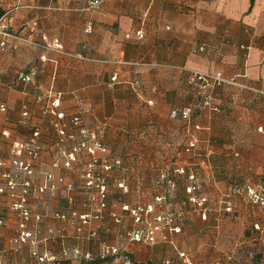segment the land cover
Returning <instances> with one entry per match:
<instances>
[{
	"label": "crops",
	"instance_id": "obj_1",
	"mask_svg": "<svg viewBox=\"0 0 264 264\" xmlns=\"http://www.w3.org/2000/svg\"><path fill=\"white\" fill-rule=\"evenodd\" d=\"M89 1L0 0V28L3 24L36 43L57 41L70 55L17 42H10L15 49L0 50V104L6 107V113L0 114V131L7 130L11 140L26 141L37 127L43 146L38 169L51 171L60 149L53 124L61 121L55 114L68 116L83 110L80 128L97 134L110 156L121 161L107 180V208L96 231L99 245L124 243V231L113 224L111 213L122 215L128 228H140L121 213L120 206L148 204L161 197L165 188L157 187L156 181L171 163L198 169L201 192L215 208L219 194L231 183L264 186V133L257 131L264 128V0H102L98 9L87 11ZM87 23L92 26L90 34L85 33ZM198 46L205 52L195 53ZM216 70L258 93L236 87L216 89L214 103L222 112L204 111L198 122L206 131L193 132L170 114L198 105L189 84L190 71ZM21 75H29L30 81L21 82ZM113 75L115 82H111ZM135 80L138 86H133ZM56 100L60 105L52 108ZM24 110L31 118L26 125L19 123ZM151 121L161 134L149 132L138 141L137 133ZM63 122L66 133L78 137L68 118ZM168 137L176 138L173 149ZM191 137L198 140L195 155L183 152ZM71 146L66 141L61 148ZM207 150L210 158L204 159ZM81 161L86 163L88 156L82 154ZM81 165L54 172L65 174L75 185L72 195L81 212L94 211L96 203L82 206L87 201L78 173ZM118 183L128 191L117 188ZM184 186L177 178L169 198L182 231L173 237L178 251L190 253L193 264H215L219 260L213 248L216 243L223 251L234 249V264H264L263 207L236 198L232 214H212L203 223L183 204ZM58 196L38 197L33 206L41 211L39 200L49 197L45 202L56 211L60 202L64 204ZM13 223L9 217L0 248L13 235ZM57 226L47 221L44 228ZM67 234V246L79 245L72 229ZM99 245L92 242L84 247L95 252ZM126 247L133 263L178 262L170 246L129 242ZM57 250L54 245L53 251Z\"/></svg>",
	"mask_w": 264,
	"mask_h": 264
},
{
	"label": "built area",
	"instance_id": "obj_2",
	"mask_svg": "<svg viewBox=\"0 0 264 264\" xmlns=\"http://www.w3.org/2000/svg\"><path fill=\"white\" fill-rule=\"evenodd\" d=\"M102 0L89 1L87 11L98 9ZM2 20H0L1 22ZM1 24V23H0ZM0 50L17 46H11L10 42L27 44L44 51H53L60 55L70 56L62 50V46L57 41L50 45L36 43L18 34L7 30L5 25H1ZM85 33H92V26L87 23ZM138 39L142 38L141 33H137ZM195 53L205 52L203 46L194 49ZM84 61L107 63L104 60L81 58ZM19 80L23 83L30 81L29 75H21ZM189 83L195 87L196 96L199 98L198 105L194 110L185 109L182 111H172L171 118L179 117L186 128L193 132L206 131L198 122L204 111L218 114L221 107L214 103V91L223 87H236L240 90L257 92L253 88L227 79L221 71L211 73L190 71ZM116 81V75L111 77V82ZM135 80L133 86H138ZM59 100L54 101L51 106L57 108ZM6 113L4 104H0V114ZM83 110L76 114L66 116L63 113L55 114L57 121L53 124L59 138V150L55 156L51 171L38 169L43 154V146L39 140L40 130L33 128L30 138L26 141L11 140V134L7 130L0 131V240L1 231L7 226L8 218L11 217L13 223V235L8 238L7 245L0 248V264H133L127 250V243L136 242L147 246L169 245L177 253L178 264H193L191 256L184 251H177L173 237L181 234V227L177 216L171 211L169 198L176 188V179L180 178L186 183L184 205H188L191 211L198 214L203 223L212 214H232L235 209L234 200L240 198L243 201L258 205L264 208V186L262 185H230L224 192L219 194L216 208L209 198L201 192V182L199 171L194 167H184L176 163H171L167 171H160L156 185L164 187L160 196L155 197L151 203L137 204L133 206L121 205L122 214H127L136 229L128 228L123 222V216L111 213L113 224L118 226L124 234L121 241L116 245H107L98 241L97 229L103 219V211L107 208L108 188L107 180L113 168L120 167L121 161L110 156L109 150L99 141L98 135L80 128L82 125ZM19 123L26 125L30 114L24 110L21 113ZM68 118L70 126L77 131L75 134H67L65 129ZM208 130V129H207ZM259 133H264V128H257ZM66 141H70L72 146L69 150L61 148ZM197 138H189L184 144L183 152L194 154L197 149ZM88 156L86 163H81V155ZM204 159L210 158L209 150L204 152ZM82 164L79 167V178L81 180V190L86 197V203L82 206L90 207L96 203L93 211L81 212L76 206V200L72 195L76 191L75 185L65 174L55 173V169L62 168L70 170L73 164ZM117 188L123 192L128 189L118 183ZM46 194H59L65 203V208L50 213L38 212L33 202L38 197ZM47 221H52L58 226L55 228H44ZM256 230L258 227H255ZM75 232V239L79 245L67 246V231ZM43 231H46L44 234ZM84 231H88L85 233ZM216 237V236H215ZM217 241V240H216ZM96 242L99 246L93 252L84 247V244ZM57 245V252L53 251V246ZM213 248L219 254V260L215 264H234V249L223 251L216 243ZM26 254V255H25ZM26 256L28 258H26ZM29 262H27V260ZM164 264H170L165 262Z\"/></svg>",
	"mask_w": 264,
	"mask_h": 264
},
{
	"label": "trees",
	"instance_id": "obj_3",
	"mask_svg": "<svg viewBox=\"0 0 264 264\" xmlns=\"http://www.w3.org/2000/svg\"><path fill=\"white\" fill-rule=\"evenodd\" d=\"M90 1H92V0H90ZM242 51H244L245 53L247 52V50H246V48L245 47H243L242 49H241ZM246 55V54H245ZM223 76L225 77V78H227L224 74H223ZM228 79V78H227ZM190 84V83H189ZM191 85V84H190ZM192 86V85H191ZM192 88L194 89V91H195V94H196V89H195V87H193L192 86ZM197 99H198V103H199V98L197 97ZM176 118H179V117H176ZM180 119V118H179ZM159 127H158V125L156 124V123H154V121L152 122H150V123H148L147 124V126H144L143 128H141V130L137 133V136H136V139L138 140V141H143L144 140V135L146 136L149 132H156L157 134H161V132L159 131V129H158ZM140 135H142L143 137L141 138V137H139ZM176 139V138H175ZM175 139L173 138V137H168V139H167V142H168V145L170 146V148H174V146H175V144H174V142H175ZM184 184H185V186H184V194H185V187H186V183L184 182ZM232 185H239V186H245V185H241V184H234V183H231ZM156 246V245H155ZM162 246H169V245H162ZM171 247V246H170ZM172 248V247H171ZM172 250H173V248H172ZM176 250L178 251V249L176 248ZM173 252L176 254V257H177V253H176V251H174L173 250ZM190 256H191V254L190 253H188ZM258 255H255V261L258 259ZM192 258V257H191ZM177 260H178V257H177ZM254 261V262H255ZM178 262H179V260H178ZM178 262L177 263H175V264H178ZM170 263V262H169ZM92 264H94V263H92ZM95 264H99V263H95ZM133 264H141V263H133ZM146 264H149V263H146ZM170 264H172V263H170ZM174 264V263H173Z\"/></svg>",
	"mask_w": 264,
	"mask_h": 264
},
{
	"label": "rangeland",
	"instance_id": "obj_4",
	"mask_svg": "<svg viewBox=\"0 0 264 264\" xmlns=\"http://www.w3.org/2000/svg\"><path fill=\"white\" fill-rule=\"evenodd\" d=\"M46 198H49V197H46ZM46 198L44 199V201H40L39 200V203H38V206L39 207L38 208L41 210L39 212L46 213V214L49 215L50 213L53 212L54 207H52L51 205H49V203H48L49 201H47V203L45 202L46 201ZM58 198L60 199L59 202L60 201H64V200H62L61 196H58ZM59 204H60V206L57 208V210H61V209L65 208V203L63 204V206H62V203L61 202Z\"/></svg>",
	"mask_w": 264,
	"mask_h": 264
}]
</instances>
